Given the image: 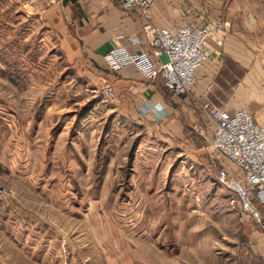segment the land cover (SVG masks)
I'll use <instances>...</instances> for the list:
<instances>
[{
  "label": "rangeland",
  "instance_id": "rangeland-1",
  "mask_svg": "<svg viewBox=\"0 0 264 264\" xmlns=\"http://www.w3.org/2000/svg\"><path fill=\"white\" fill-rule=\"evenodd\" d=\"M4 16L0 158L13 159V166L12 171L0 167V185L8 191L0 199V264H54L57 253L32 254L20 246L23 227L9 217L3 202L11 200L15 209H26L34 218L35 204L47 201L35 188L66 181L77 197L84 188L87 202L84 210L71 204L72 214L64 217L69 221L60 228L75 253L65 254L61 243L63 260L55 264H264V232H252L258 218L218 181L207 152L187 144L161 149L138 143L139 156L131 160L129 143L123 148V142L103 135L107 116L100 100L105 93L94 91L87 78L56 57L44 32L28 20L11 26ZM83 146L89 153H82ZM15 172L24 175L28 195L23 192V199L10 186L24 185ZM100 197L105 204L95 202ZM42 214L50 224L51 208L43 206ZM12 227L21 232L16 238L9 234Z\"/></svg>",
  "mask_w": 264,
  "mask_h": 264
},
{
  "label": "crops",
  "instance_id": "crops-1",
  "mask_svg": "<svg viewBox=\"0 0 264 264\" xmlns=\"http://www.w3.org/2000/svg\"><path fill=\"white\" fill-rule=\"evenodd\" d=\"M122 1L0 0V14L5 15V22L11 26L28 20L32 27L44 32L43 40L56 49V57L68 68L72 67L77 75L87 78L94 91L103 95L108 86L112 88L110 96L103 95L100 100L107 116L102 120L107 126L103 135L114 138L117 144L123 142V148L129 143L130 153H133L129 154L131 160L134 156L137 160L139 156L138 143L146 146L152 143L161 149H180L187 144L199 150L198 153L207 152L213 174L225 170L230 178L239 179L233 163L205 147L210 145L217 129L212 117L217 110L233 114L245 108L252 113L256 123L264 125V0H153L149 17L155 27H197L212 22L223 25L221 30L209 34L204 46L207 60L196 71L192 91L181 96L170 94L160 80L144 77L132 65L117 72L106 67L103 58L114 48L116 34L129 37L143 33L144 19L140 10L121 6ZM156 105L162 106L161 113L154 111ZM147 107L149 111L143 113ZM7 117L2 115L1 118L6 120ZM80 149L83 154L89 153L85 146ZM11 161L13 159L4 162L2 156L0 167L5 165L12 171ZM13 176L20 180L24 178L19 172ZM21 181L25 183V180ZM63 184L53 183L45 189L35 188V184L30 183L35 192L47 195L46 203L35 204L34 218L26 209H15L11 200L3 202L9 217L23 227V237L17 238L22 243L20 246L32 254L41 250L57 253L55 260L59 262L62 259L59 256L61 243L65 254L75 253L71 238L60 225L69 221L66 222L64 217L72 214L71 204L84 210L87 202L84 188L77 197L73 193L75 188L70 187L68 181ZM10 186L20 198H24L23 192L28 195L24 191L26 184ZM253 200L260 227L251 231L264 232V204ZM95 202L106 203L103 197L96 198ZM43 206L54 213L50 214V224L42 220L47 219L42 214ZM84 217L82 221H85ZM1 233L5 237L4 232ZM17 233L21 232H16L13 227L9 232L15 238Z\"/></svg>",
  "mask_w": 264,
  "mask_h": 264
},
{
  "label": "built area",
  "instance_id": "built-area-1",
  "mask_svg": "<svg viewBox=\"0 0 264 264\" xmlns=\"http://www.w3.org/2000/svg\"><path fill=\"white\" fill-rule=\"evenodd\" d=\"M153 0H123L121 6L135 7L144 19L143 33L126 37L114 36L115 46L104 56L106 67L117 72L132 65L144 77L160 80L167 92L181 96L192 91L195 74L207 60L204 49L211 31L221 30L223 25L217 22L203 26H175L158 28L150 22L149 9ZM151 50V51H150ZM163 58L162 61L159 59ZM112 88L107 87L106 97ZM154 111L161 113L162 106L156 105ZM149 108H144L147 113ZM217 129L210 142V149L233 163L240 175L239 179L228 176L225 170L218 174V181L231 191H235L241 200L243 209L258 218L251 207L255 198L264 204V125L254 120L248 109H239L233 114L217 110L212 113ZM235 186V188L233 187ZM8 191L0 185V199Z\"/></svg>",
  "mask_w": 264,
  "mask_h": 264
},
{
  "label": "bare ground",
  "instance_id": "bare-ground-1",
  "mask_svg": "<svg viewBox=\"0 0 264 264\" xmlns=\"http://www.w3.org/2000/svg\"><path fill=\"white\" fill-rule=\"evenodd\" d=\"M233 187L235 188V186L233 185Z\"/></svg>",
  "mask_w": 264,
  "mask_h": 264
}]
</instances>
